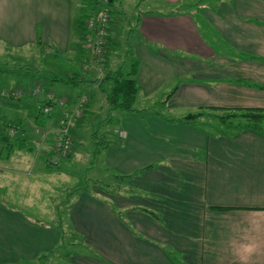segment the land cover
Returning <instances> with one entry per match:
<instances>
[{"label":"crops","instance_id":"crops-1","mask_svg":"<svg viewBox=\"0 0 264 264\" xmlns=\"http://www.w3.org/2000/svg\"><path fill=\"white\" fill-rule=\"evenodd\" d=\"M162 1L172 6L170 12L140 13L125 36L140 63L136 102L180 82L162 98L161 111H117L112 118L117 140L97 155L103 152L108 174L119 184L127 181V190L113 193L111 202L79 196L71 213L74 227L93 251L69 259L74 264H264V121L258 131L238 128L237 117L228 123L220 118L264 110V0ZM76 5L75 0H0V42L23 49L34 41L52 47L55 57L74 55ZM95 87L80 85L77 93L91 95V116L101 115L103 109L95 115L96 105L108 115L105 96ZM3 103L24 110L19 101ZM58 113L60 107H54L45 121ZM21 143L0 141V264L33 262L61 243L55 236L60 231L17 216L20 204L33 206L19 201L22 195L10 184L18 188L20 177L38 178L45 158L38 145Z\"/></svg>","mask_w":264,"mask_h":264},{"label":"rangeland","instance_id":"rangeland-1","mask_svg":"<svg viewBox=\"0 0 264 264\" xmlns=\"http://www.w3.org/2000/svg\"><path fill=\"white\" fill-rule=\"evenodd\" d=\"M75 1L77 3L75 12L78 11L81 5L91 6L86 0ZM98 1L103 4L105 9L102 10L100 5V8L92 16H90L89 9L86 22L88 28L90 22L100 26L103 15L108 14L109 19L106 20V27L109 28V31L106 30L105 38L101 44V52L92 50L94 47L89 49L85 47L86 39L89 36L92 40H95L94 33H90L83 43L80 39L78 40V48L74 55L63 53L58 54L56 57L53 56L54 49L52 47L46 46L41 51L42 47L37 43L35 44L34 41L28 43L29 46L23 49L21 47L8 48L7 44L0 42V65H2L3 71H6L5 74H0V100L2 102L11 99L19 101V104L25 110L10 109L4 106L5 103L1 104L2 102H0V128L3 127L5 132L2 133L4 135L0 134V140L2 143L8 142V144L24 142V146L26 144V146L38 145L39 153L45 156V158H41L40 176L38 178L24 177L23 180L20 177L18 188H16L17 184L15 182L10 184L16 194L22 195L19 201H27L33 206L28 207L20 204L17 216L31 218V222L43 229H56L60 232L57 231L58 234H55V236L61 238V243L57 244L58 247L54 253L41 256L33 262L20 259V264H74L71 263L70 256L85 252L90 254L92 248L88 247L86 249L85 235H82L74 227L73 216L75 214L73 216L71 214L72 208H74L73 205L79 202L81 194V196L85 193L91 194L111 202L110 199H112L113 193H124L127 190L124 186L127 181L119 184V179L115 178V180L114 176L108 174L109 168L106 166L104 156H102L103 152L99 156L96 153L99 136L104 134L103 145L116 139L114 128L117 123L115 121L112 123V118L115 119L114 115H118L116 111L113 112L111 119H108L104 106L99 108L96 105L99 101L95 99V108L97 109L95 115L103 109L98 114H101L98 118L89 116L88 112V120L76 123L73 119V122L65 124V128H68L71 124L73 130L76 129L77 133V136L73 137L75 139L70 138L71 147L68 151H65L62 147L56 145L59 142L60 134L63 133V110L61 109V114L58 113L59 117L57 119L52 118V122L47 123L45 119L50 117L53 108L45 104V100L58 102L64 97L70 98L76 95L78 89L76 86L59 82L54 83V86L50 88V86H45L44 83H48L53 75H63L64 78L72 77L67 73L68 68H71L72 70L75 69L76 72L77 70L81 71V73H77L79 76H76V78L84 81V88L90 87L89 89H92L91 86L95 84L97 87H95L96 92H98V89L100 93H103V89L109 91L112 87L111 78L115 77L120 71L127 73L131 70L133 62L137 60L131 55L130 45L125 37H128V34L133 30L134 24L132 25V23L134 19L144 12L168 13L172 10V6L167 5L162 0H117L113 6L115 11L114 13L111 12L113 14L111 16V13L106 10L109 7V2L107 0ZM114 24L115 26L110 29V26ZM89 30L91 31L90 28ZM111 30H114L113 36ZM109 33H111V45H109L110 50L108 51L106 36ZM114 40L119 41L118 43L121 45H116L113 42ZM81 44L84 50L78 53ZM31 75L35 76L37 80L30 79L29 76L31 77ZM179 82L177 80L165 87L162 86L147 101L135 102L134 108L138 109L135 111H161L163 108L162 98L166 97ZM20 83L22 85L18 86ZM90 100L91 95L83 92L80 93L77 103L88 105ZM41 111L43 114L39 115ZM82 117H84V112ZM262 127L264 128V124ZM49 165L53 167L50 168ZM2 195L5 197L7 194L3 193ZM9 226L5 225V228ZM13 227L14 225H12ZM9 241L11 240L9 239ZM74 259L76 260L77 257L75 256Z\"/></svg>","mask_w":264,"mask_h":264},{"label":"trees","instance_id":"trees-1","mask_svg":"<svg viewBox=\"0 0 264 264\" xmlns=\"http://www.w3.org/2000/svg\"><path fill=\"white\" fill-rule=\"evenodd\" d=\"M86 1L89 2L90 3L89 5H91V6L87 7L85 4L81 5L78 8V11L75 12L74 19H73L74 20V27H75L77 34H78V37L82 41V43L84 42L85 38L90 33H94L93 31H90L89 28L87 27L86 19L88 18V15H89L88 14L89 9H90V13H91L90 16H92L100 8L99 7L100 5L102 6V10L105 9L103 7V4L99 3L98 0H86ZM107 1L109 2V5H108L109 7L106 10L109 13H111V12L114 13L115 10L113 9V6L116 3V0H107ZM110 15L112 16L113 14L111 13ZM112 26H110V29ZM107 30L109 31L108 27H107ZM106 37H107L106 41L108 44V51H109L110 50L109 45H111V39H110L111 33H109V35ZM38 42H40L39 39H38ZM45 47L46 46H43L41 51H43ZM83 48L84 47L81 44V46H79L78 53L82 52L84 50ZM55 54H56V52L53 53L54 57H55ZM1 66L2 65H0V74H5L6 71H3L4 69H2ZM139 67H140L139 61L138 60L134 61L133 65L131 67V70H129L127 73H123L120 71L117 73V75L115 77L111 78L112 87L109 91H107L106 89H103V93L105 95L106 104H107V111H108V113H107L108 117L107 118L108 119H111L112 113L115 111L116 112L117 111H123V112H127V113L136 112L135 111L136 109L134 108V104L136 102V96H137V93L139 90L138 81L136 78L137 74H138ZM78 72L81 73L80 70H77V72H76L75 69L72 70L71 68H68L67 73L70 74L72 77L64 78L63 75L62 76L53 75L52 79L50 78V81L48 83H44V84H45V86H50V88H52L54 86V83H58V82L65 84V85H71L72 84V86L74 85L76 87L80 86V85H84L83 84L84 81H82L80 78H76V76L77 77L79 76V75H77ZM29 78L37 80V78H35V76H33V75H31V77L29 76ZM79 97H80V93H77L76 97H74L73 100H71L70 98L64 97L65 99L62 98L58 102H55V101L51 102V101L45 100V104H47L48 106H51V108L60 107V109L63 110L62 116L65 120H68L70 118V119H74L76 123L78 121L80 123L83 120L84 121L88 120L87 114L89 112L88 115H91V111H90L91 108H90L89 104L87 105V104L77 103V100H79ZM76 111L79 112V115H76ZM83 112H84V117H82ZM66 113H69V116H66L67 115ZM42 114L43 113L41 111V113H39V115H42ZM197 116H199V115H188L186 118L192 119V118L197 117ZM232 116L237 117L241 120L240 121L241 124L237 125L238 128H251V129L258 130V131H262L261 124L264 121V110H246V111H242L239 114L234 113V115L233 114L232 115L231 114L220 115V118H221V120H223L224 123H225V120H227V123H228V121L230 120V118ZM73 129H74L73 127H70V131H69L70 136L72 138L77 136L76 129L75 130H73ZM3 133H5V132L3 131ZM2 135H4V134H2ZM73 139H75V138H73ZM98 139L99 140L101 139L102 141L98 140V144H96V147H97L96 151L97 152H100V150H102V148H103L102 146H106V145L111 144V142L110 143L107 142L104 145L102 144V142H104V140H105L104 134L102 136H99ZM1 143H2V141H1ZM13 143H16V142H13ZM4 144L6 146L12 145V143L8 144V142H6ZM18 144L21 145L22 143H18ZM49 167L52 168L53 166L49 165Z\"/></svg>","mask_w":264,"mask_h":264},{"label":"built area","instance_id":"built-area-1","mask_svg":"<svg viewBox=\"0 0 264 264\" xmlns=\"http://www.w3.org/2000/svg\"><path fill=\"white\" fill-rule=\"evenodd\" d=\"M107 19H109L108 14H104L102 17V23L100 26H96L94 22L89 23V28L91 29V31L94 32L96 37H95V40H92L91 36H89L86 39V42H85L86 49L94 47L92 48V50H97L98 52H101V49H102L101 44L107 32L106 31L107 30V27H106ZM66 114H67L66 116H69V113H66ZM76 115H79L78 111H76ZM71 122H73V119H70V118L68 120L63 119V124H64L63 131H62L63 133L60 134L59 142L56 144L57 146L62 147L65 151H68L69 148L71 147V139H72L68 131L70 130L71 124H69L68 128H65V124L71 123Z\"/></svg>","mask_w":264,"mask_h":264}]
</instances>
